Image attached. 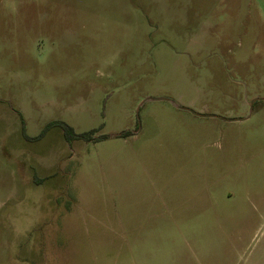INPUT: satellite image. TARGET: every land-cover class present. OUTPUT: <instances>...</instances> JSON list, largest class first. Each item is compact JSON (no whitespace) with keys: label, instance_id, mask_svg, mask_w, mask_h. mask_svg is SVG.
Returning <instances> with one entry per match:
<instances>
[{"label":"rangeland","instance_id":"rangeland-1","mask_svg":"<svg viewBox=\"0 0 264 264\" xmlns=\"http://www.w3.org/2000/svg\"><path fill=\"white\" fill-rule=\"evenodd\" d=\"M0 264H264V0H0Z\"/></svg>","mask_w":264,"mask_h":264},{"label":"trees","instance_id":"trees-1","mask_svg":"<svg viewBox=\"0 0 264 264\" xmlns=\"http://www.w3.org/2000/svg\"><path fill=\"white\" fill-rule=\"evenodd\" d=\"M53 126H60L63 131H64V134H65V137L69 140V141H72V140H77V139H84V140H87V141H90V140H98L97 138H94L93 135L95 133V129H92L90 131H87V132H76L74 127L69 125L68 123H66L65 121H61V120H53L51 122H49L45 128L40 132V134L35 137V138H40L42 137L47 131L49 128L53 127ZM26 137H27V134H26V129L24 127L23 129ZM126 132H129V131H126ZM130 134V133H129ZM101 138H104V136H102Z\"/></svg>","mask_w":264,"mask_h":264}]
</instances>
